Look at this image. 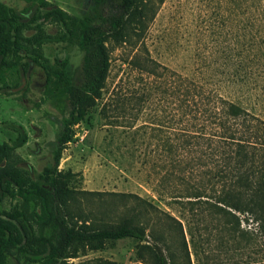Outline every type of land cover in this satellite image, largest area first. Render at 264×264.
<instances>
[{
  "label": "rangeland",
  "instance_id": "374dc122",
  "mask_svg": "<svg viewBox=\"0 0 264 264\" xmlns=\"http://www.w3.org/2000/svg\"><path fill=\"white\" fill-rule=\"evenodd\" d=\"M3 1L9 12L0 10V16L10 18L11 31L2 37L8 67L0 75V145L13 147L24 135L26 143L0 154V172L29 187L52 163L66 119L60 100L65 83L48 76L69 65L71 81L83 82V52L68 30L71 19L98 22L107 11L95 0H47L69 15L66 27L48 18L46 9L35 13L23 0ZM145 3V15L130 27L127 41H107L110 70L102 96L75 126L59 170L77 174L71 187L93 193L80 194L78 207L97 225L134 220L148 238L110 241L59 264H153L144 245L154 244L170 264H249L245 254L229 250V225L224 236L220 218L203 205L205 198L192 205L196 198H180L214 168L199 133H213L215 125L206 110L210 104L180 118L197 139L178 152L180 124L166 127V69L172 81L195 85L205 102L218 95L264 123V0ZM172 143L177 154L166 158ZM177 161L187 165L185 179ZM7 187L11 194L19 191L14 183ZM137 197L156 209H140ZM18 213L19 200L8 196L0 202V218ZM24 244L2 251V264H48L43 256L23 252Z\"/></svg>",
  "mask_w": 264,
  "mask_h": 264
},
{
  "label": "trees",
  "instance_id": "16d2710c",
  "mask_svg": "<svg viewBox=\"0 0 264 264\" xmlns=\"http://www.w3.org/2000/svg\"><path fill=\"white\" fill-rule=\"evenodd\" d=\"M23 1L31 5L30 11L36 13L46 9L48 18L68 27L69 15L55 8L49 1ZM95 4L103 6L107 11L101 20L97 22L89 17L74 18L68 28L83 52L82 84L77 85L71 81L73 74L69 65L64 66V71L48 76L50 81L56 77L60 81L59 85L65 83L60 92V100L64 105L66 119L53 144L52 163L39 177L40 180L31 183L29 187L20 186L9 173L0 172V202L8 196L19 200L17 217L10 220L0 218V264L4 256L2 251L11 253L12 247L23 242V252L26 254L43 256L48 264H59L76 258L79 252L86 249L98 250L110 241H147L146 229L134 220L124 221L120 225H97L78 207L80 194L93 193L79 192L71 187L77 174L59 170L63 153L75 136V126L84 121L87 110L102 96L110 70L107 41L112 39L126 42L130 27L137 20L143 19L146 12L145 0H95ZM5 6L0 1V10L9 12ZM10 24L9 17L0 16V75L8 67V48L2 37L11 31ZM169 76L166 69V103L170 105L166 107V127L180 124L178 141L182 140L183 148L178 147V152L191 147L194 138L197 139L194 137L196 135L185 128L180 118L186 114L191 116L201 106L210 104L211 107L206 110L215 125L213 133L209 134L205 129L199 133L208 142L214 168L206 172L205 182L201 180L197 186L186 189V195L180 198H196L195 201H189L190 205L205 198L203 205H207L220 218L223 234L226 225H229L230 235L225 241L230 246L229 250L245 254L251 260L249 264H264V123L236 103L218 95L205 102L195 85L172 81ZM25 143L24 135L13 147L0 145V154L6 155ZM176 144L170 145L166 158L175 157ZM181 164L177 161L175 167L178 166L177 173L184 175L185 179L190 173H187V165ZM9 183L19 186V191L9 193ZM137 198L140 200V209H156L147 200ZM243 223L247 227H242ZM144 248L149 250L153 264H170L167 255L157 244L144 245Z\"/></svg>",
  "mask_w": 264,
  "mask_h": 264
},
{
  "label": "crops",
  "instance_id": "0c3cea01",
  "mask_svg": "<svg viewBox=\"0 0 264 264\" xmlns=\"http://www.w3.org/2000/svg\"><path fill=\"white\" fill-rule=\"evenodd\" d=\"M0 1L4 3V1H3V0H0Z\"/></svg>",
  "mask_w": 264,
  "mask_h": 264
}]
</instances>
